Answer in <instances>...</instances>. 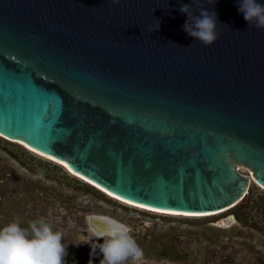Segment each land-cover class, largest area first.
Returning a JSON list of instances; mask_svg holds the SVG:
<instances>
[{"label": "water", "instance_id": "1", "mask_svg": "<svg viewBox=\"0 0 264 264\" xmlns=\"http://www.w3.org/2000/svg\"><path fill=\"white\" fill-rule=\"evenodd\" d=\"M182 4L218 14L213 46ZM0 136L132 202L231 209L264 187V29L238 0H0Z\"/></svg>", "mask_w": 264, "mask_h": 264}, {"label": "rangeland", "instance_id": "2", "mask_svg": "<svg viewBox=\"0 0 264 264\" xmlns=\"http://www.w3.org/2000/svg\"><path fill=\"white\" fill-rule=\"evenodd\" d=\"M21 143L0 136V228L13 221L27 228L32 221L45 220L63 233L65 264H101L103 254L91 245L104 240L90 227L91 214L129 225L144 252L142 264H264V187L258 183L223 213H163L106 189L109 195L101 193L86 177ZM246 173L250 170L244 166ZM228 214L235 220L223 227L218 220Z\"/></svg>", "mask_w": 264, "mask_h": 264}, {"label": "clouds", "instance_id": "3", "mask_svg": "<svg viewBox=\"0 0 264 264\" xmlns=\"http://www.w3.org/2000/svg\"><path fill=\"white\" fill-rule=\"evenodd\" d=\"M191 10L188 4H182L179 8L182 14H187L182 26L184 31L203 45L213 46L219 39L218 25L221 24L218 14L201 8L199 15L193 16ZM238 10L249 26L264 29V4L257 0H238ZM159 27L160 22L156 29ZM103 219L107 232L96 238H103L104 242L91 245L93 251L99 248L103 254L101 264H126L129 260L142 264L144 252L133 237L132 228L112 217L105 216ZM62 241L63 233L54 231L43 219L30 222L27 228L13 221L0 228V264H65L67 248Z\"/></svg>", "mask_w": 264, "mask_h": 264}, {"label": "bare ground", "instance_id": "4", "mask_svg": "<svg viewBox=\"0 0 264 264\" xmlns=\"http://www.w3.org/2000/svg\"><path fill=\"white\" fill-rule=\"evenodd\" d=\"M15 141H17V142H22V141H18V140H15ZM22 143H24V142H22ZM24 144H26V143H24ZM27 145V144H26ZM27 146H29V145H27ZM30 147V146H29ZM30 148H32V147H30ZM32 149H34V148H32ZM35 151H37L38 153H40V154H43L44 156H46V157H51V159H54V160H56V161H60V162H62V164H63V166L67 169V171H69V172H72V173H74V174H77V175H81L80 173H77L76 171H74L73 169H71L70 167H69V165L67 164V163H65L64 161H62V160H59V159H57V158H55L54 156H51V155H48V154H45V153H43V152H40V151H38V150H36V149H34ZM70 169V170H69ZM249 170H250V173H247V174H252L253 172H252V170L249 168ZM83 176V175H82ZM81 176V177H82ZM85 177V176H84ZM88 181H90V183H94V184H96L97 185V187H100V185L98 186V184L97 183H95V182H93V181H91L90 179H88V178H86ZM85 179V180H86ZM101 188V187H100ZM104 188V187H103ZM102 188V189H103ZM104 190H105V188H104ZM106 191L108 192V190L106 189ZM109 193H110V191H109ZM114 194V193H113ZM116 195V194H115ZM118 196V195H117ZM122 198V197H121ZM122 199H124V198H122ZM125 200H127V199H125ZM129 202H130V200H128ZM132 202V201H131ZM133 203H135V204H139V205H143V204H140V203H136V202H133ZM143 206H145L146 208H149V209H154V207H149V206H146V205H143ZM155 209H158V208H155ZM227 210H229V208H227V209H223V210H218V211H210V212H203V213H208V214H212L213 213V215H215V214H218V213H223V212H225V211H227ZM157 211H161V212H163V213H175V214H183V213H194V212H181V211H174V210H163V209H158ZM198 213H202V212H198ZM205 216H209V215H205ZM234 221V219H232L229 223H228V225L227 226H230V224H232V222ZM106 224V223H105ZM103 234V233H102ZM101 233H98V235H102Z\"/></svg>", "mask_w": 264, "mask_h": 264}, {"label": "snow or ice", "instance_id": "5", "mask_svg": "<svg viewBox=\"0 0 264 264\" xmlns=\"http://www.w3.org/2000/svg\"><path fill=\"white\" fill-rule=\"evenodd\" d=\"M51 158V157H50ZM141 207H143V205H139ZM153 211H157L158 209H152ZM185 215H207L208 213H183Z\"/></svg>", "mask_w": 264, "mask_h": 264}, {"label": "trees", "instance_id": "6", "mask_svg": "<svg viewBox=\"0 0 264 264\" xmlns=\"http://www.w3.org/2000/svg\"><path fill=\"white\" fill-rule=\"evenodd\" d=\"M87 184L90 185L91 187L95 188V189L98 190L99 192L104 193V192H102L101 190H99L97 187H95L94 185H91V183H90V184L87 183ZM104 194H105V193H104ZM244 199H245V197H244ZM244 199H243V200H244ZM243 200H242V201H243ZM242 201H241V202H242ZM238 204H239V203H238Z\"/></svg>", "mask_w": 264, "mask_h": 264}]
</instances>
